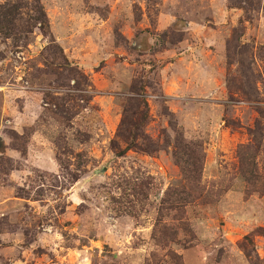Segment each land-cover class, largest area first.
Masks as SVG:
<instances>
[{"label":"rangeland","instance_id":"1","mask_svg":"<svg viewBox=\"0 0 264 264\" xmlns=\"http://www.w3.org/2000/svg\"><path fill=\"white\" fill-rule=\"evenodd\" d=\"M8 2L0 264H264V0Z\"/></svg>","mask_w":264,"mask_h":264},{"label":"trees","instance_id":"2","mask_svg":"<svg viewBox=\"0 0 264 264\" xmlns=\"http://www.w3.org/2000/svg\"><path fill=\"white\" fill-rule=\"evenodd\" d=\"M21 3V1H19ZM20 4L15 2H8L5 5H0V34L5 36L6 38L13 36L14 38L19 37L26 33V31L22 28L20 25V22L22 20V15L20 12ZM39 21L46 25L47 19L44 15V12L42 10H39ZM28 32V31H27ZM18 33V34H17ZM141 117V123H144V120L146 119V107L145 110L140 113ZM128 142V141H126ZM181 144V143H179ZM133 145V142H129V148ZM247 151V150H245ZM124 152H120V155H123ZM244 154L241 155V166L242 170L241 173L243 176L247 177V180L251 182V185H253V178L256 176V172L254 170V159L256 158L254 152H251L250 154L247 152H243ZM175 160L177 161L178 165L180 166V169L184 174H186L188 177L193 179V182H195L198 179H200V169H198V165H200L201 159H198V155H195L194 153H185V151H182L181 145H178L176 148V152L174 154ZM193 168V169H192ZM186 176L187 179H189ZM199 186V185H196ZM198 188V187H195ZM251 193V190L249 191ZM248 192V194H249Z\"/></svg>","mask_w":264,"mask_h":264}]
</instances>
